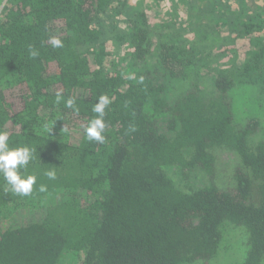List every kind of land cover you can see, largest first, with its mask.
Instances as JSON below:
<instances>
[{
    "label": "trees",
    "instance_id": "1",
    "mask_svg": "<svg viewBox=\"0 0 264 264\" xmlns=\"http://www.w3.org/2000/svg\"><path fill=\"white\" fill-rule=\"evenodd\" d=\"M150 2L5 0L0 131L36 183L0 174V264H212L230 230L264 264V0Z\"/></svg>",
    "mask_w": 264,
    "mask_h": 264
},
{
    "label": "clouds",
    "instance_id": "2",
    "mask_svg": "<svg viewBox=\"0 0 264 264\" xmlns=\"http://www.w3.org/2000/svg\"><path fill=\"white\" fill-rule=\"evenodd\" d=\"M51 43L54 47L62 46L61 41L56 38H52ZM29 54L33 58L38 55L36 51L31 49ZM61 99L62 95L58 92L56 95V103H59ZM110 103L111 101L107 95H101L98 98V102L93 106L92 111L97 115L88 122V125L84 129L87 140L99 143L104 142L105 137L103 133L106 128L104 122L105 108ZM74 105L75 101L73 99H68L66 101V107L77 110ZM132 130L134 131V129ZM8 141V133L0 131V174L3 175L4 180L9 186L8 190L21 196H28L33 191L36 177L33 175L24 176L20 170L26 168L29 164L32 159V150L28 147L10 148ZM44 175L50 180L56 178L54 170L46 171ZM39 190L41 192L45 191L46 186L41 185Z\"/></svg>",
    "mask_w": 264,
    "mask_h": 264
},
{
    "label": "rangeland",
    "instance_id": "3",
    "mask_svg": "<svg viewBox=\"0 0 264 264\" xmlns=\"http://www.w3.org/2000/svg\"><path fill=\"white\" fill-rule=\"evenodd\" d=\"M135 1L137 0H128V3L130 6H133ZM2 5H0V9H3V6L5 4V0L0 1ZM146 2H150V0H146ZM155 2V1H154ZM154 2H150L148 4H152ZM146 4V3H145ZM181 4V2H180ZM153 7H156V5H154ZM120 16V15H119ZM210 30H213L212 28H210ZM194 33L196 34V31L194 30ZM197 33H201V32H197ZM208 33V31H207ZM220 36L217 39H214L215 41V47L214 50L216 51H220L221 50H225L224 52H226L228 50L229 47V39L226 38V33L224 32V30H220ZM213 36V35H211ZM214 37V36H213ZM220 37H222L220 39ZM226 41V46L224 45ZM206 42L213 43L212 39H208ZM222 47V48H221ZM220 48V49H219ZM244 52H242V54L240 55V59L244 58ZM219 53H217L218 56ZM222 55H224L222 53ZM235 59V58H234ZM225 61V59H224ZM240 61V60H239ZM238 61V62H239ZM234 63V61L232 62ZM264 116V115H261ZM228 228H235L233 226H228ZM223 246L225 247V249L222 252V255L216 260V263H212V264H234L235 261L239 260V258L241 257V255H243L244 253V237L242 235H240L239 232L235 231V230H230L224 237L223 239ZM210 264V263H207Z\"/></svg>",
    "mask_w": 264,
    "mask_h": 264
},
{
    "label": "built area",
    "instance_id": "4",
    "mask_svg": "<svg viewBox=\"0 0 264 264\" xmlns=\"http://www.w3.org/2000/svg\"><path fill=\"white\" fill-rule=\"evenodd\" d=\"M0 5H2L1 2H0ZM0 7H1V6H0ZM2 10H3V9H0V13L2 12Z\"/></svg>",
    "mask_w": 264,
    "mask_h": 264
}]
</instances>
